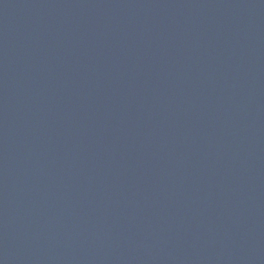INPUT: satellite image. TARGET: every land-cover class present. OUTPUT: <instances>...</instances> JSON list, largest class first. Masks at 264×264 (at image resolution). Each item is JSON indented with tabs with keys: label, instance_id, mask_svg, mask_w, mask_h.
Returning <instances> with one entry per match:
<instances>
[{
	"label": "water",
	"instance_id": "obj_1",
	"mask_svg": "<svg viewBox=\"0 0 264 264\" xmlns=\"http://www.w3.org/2000/svg\"><path fill=\"white\" fill-rule=\"evenodd\" d=\"M0 264H264V0H0Z\"/></svg>",
	"mask_w": 264,
	"mask_h": 264
}]
</instances>
